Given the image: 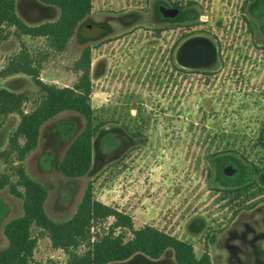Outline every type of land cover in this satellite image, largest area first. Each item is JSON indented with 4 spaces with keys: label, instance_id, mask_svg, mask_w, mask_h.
<instances>
[{
    "label": "rangeland",
    "instance_id": "rangeland-1",
    "mask_svg": "<svg viewBox=\"0 0 264 264\" xmlns=\"http://www.w3.org/2000/svg\"><path fill=\"white\" fill-rule=\"evenodd\" d=\"M92 2L63 52L44 38L15 34L0 44V90L27 94L26 112L42 97L39 88L28 75L2 74L23 46L41 62V79L60 88L75 85V64L92 50L90 102L94 125L104 127L93 140L89 174L71 179L61 172L86 125L75 112L47 122L24 163L48 190L47 214L57 222L72 218L92 183L94 198L131 216L135 228L166 231L193 244L199 257L211 251L214 264H239L220 259L228 240L246 260L251 243L261 248L264 241V0ZM17 12L31 26L60 15L37 0H18ZM193 50L199 56L187 58ZM0 122L1 152L20 117ZM12 166L0 160V174L16 182ZM22 214V200L0 191L1 249L8 246L5 226ZM32 264H68V255L40 237ZM111 264L177 263L168 251L158 260L136 254Z\"/></svg>",
    "mask_w": 264,
    "mask_h": 264
},
{
    "label": "trees",
    "instance_id": "trees-1",
    "mask_svg": "<svg viewBox=\"0 0 264 264\" xmlns=\"http://www.w3.org/2000/svg\"><path fill=\"white\" fill-rule=\"evenodd\" d=\"M37 1L57 8L59 18L31 26L18 15V0H0V44L15 34L18 38H44L51 49L65 51L80 24L92 13V0ZM91 68L92 50L86 47L75 64V70L80 74L75 85L63 88L49 85L41 79V62L34 60L23 46L2 72L3 76H30L42 97L32 111L26 112L24 106L29 101L27 94L0 90V117L7 118L11 114L20 117L8 148L0 152V160L14 164L12 169L17 181L13 182L8 173L0 174V191L9 189L23 203V214L9 221L4 228L8 246L0 248V264L34 263L39 238L45 236L51 240L54 248L68 255V264L125 262L136 254L158 260L168 251L173 252L177 264H213L208 250L199 257L193 244L166 231L150 225L135 228L131 216L94 198L92 183L88 185L72 218L57 222L47 214L48 190L29 175L24 163L38 149L42 127L62 113L75 112L84 117L86 125L67 149L61 163V172L71 179L89 174L93 161V140L104 127L103 122L94 125L90 102ZM110 219L114 221L108 229L95 232L98 225ZM34 228L40 231L37 236L33 233ZM128 233L131 234L129 239ZM82 247L85 250L79 252Z\"/></svg>",
    "mask_w": 264,
    "mask_h": 264
},
{
    "label": "crops",
    "instance_id": "crops-1",
    "mask_svg": "<svg viewBox=\"0 0 264 264\" xmlns=\"http://www.w3.org/2000/svg\"><path fill=\"white\" fill-rule=\"evenodd\" d=\"M230 243L229 241H225L222 252L220 253V259L223 261V263L230 262L229 259L233 257V261L231 263H234L236 261L239 262V264H263V258H264V241L262 242L261 248L257 246L256 240L253 241L250 245V251H249V257L245 259H242L241 257H235L233 251L229 248ZM211 255V251H209ZM212 257V255H211ZM236 260V261H235ZM213 262V261H212ZM214 264V263H213Z\"/></svg>",
    "mask_w": 264,
    "mask_h": 264
},
{
    "label": "flooded vegetation",
    "instance_id": "flooded-vegetation-1",
    "mask_svg": "<svg viewBox=\"0 0 264 264\" xmlns=\"http://www.w3.org/2000/svg\"><path fill=\"white\" fill-rule=\"evenodd\" d=\"M198 57L199 56V54H197V51L195 50H193V51H190V52H188L187 53V58H192V57Z\"/></svg>",
    "mask_w": 264,
    "mask_h": 264
},
{
    "label": "water",
    "instance_id": "water-1",
    "mask_svg": "<svg viewBox=\"0 0 264 264\" xmlns=\"http://www.w3.org/2000/svg\"><path fill=\"white\" fill-rule=\"evenodd\" d=\"M99 32V29L98 28H89L88 29V33L92 34V35H95Z\"/></svg>",
    "mask_w": 264,
    "mask_h": 264
}]
</instances>
